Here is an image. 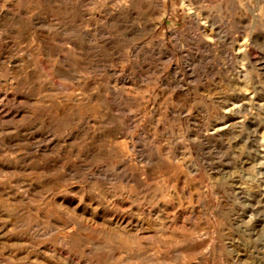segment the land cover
Wrapping results in <instances>:
<instances>
[{
    "label": "rangeland",
    "instance_id": "374dc122",
    "mask_svg": "<svg viewBox=\"0 0 264 264\" xmlns=\"http://www.w3.org/2000/svg\"><path fill=\"white\" fill-rule=\"evenodd\" d=\"M0 264H264V0H0Z\"/></svg>",
    "mask_w": 264,
    "mask_h": 264
}]
</instances>
